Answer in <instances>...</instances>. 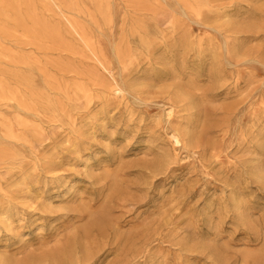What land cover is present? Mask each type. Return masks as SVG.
<instances>
[{
    "label": "rangeland",
    "instance_id": "rangeland-1",
    "mask_svg": "<svg viewBox=\"0 0 264 264\" xmlns=\"http://www.w3.org/2000/svg\"><path fill=\"white\" fill-rule=\"evenodd\" d=\"M15 1L21 24L0 2V259L73 242L84 264H264V0H104L105 17Z\"/></svg>",
    "mask_w": 264,
    "mask_h": 264
},
{
    "label": "bare ground",
    "instance_id": "bare-ground-1",
    "mask_svg": "<svg viewBox=\"0 0 264 264\" xmlns=\"http://www.w3.org/2000/svg\"><path fill=\"white\" fill-rule=\"evenodd\" d=\"M58 1H59V3H63V0H58ZM91 1L94 2L98 13L101 14L103 17H105L106 16L105 1L104 0H91ZM192 1L195 3V6H196L195 9H199V7L201 6V1L200 0H192ZM0 2L5 5V8H9L10 10L14 11V16L12 15L13 21L18 23V24H21L23 16H22V14H20L17 11V9L19 8L17 5V2L15 0H0ZM65 2L68 3V8L70 10L78 11V7L74 3L75 0H65ZM190 7H191V5H190ZM192 8H194V7L192 6L191 9ZM1 11H2V9L0 10V13H1ZM196 13H197L196 15H198V16L200 15L198 11ZM26 14L28 15L27 16L28 18L36 19V18H34V15H32L31 13L27 12ZM35 22H37V21L35 20ZM70 28L75 35L79 36L82 39L81 29L78 27L77 24L76 25L70 24ZM140 38H141V40H140L141 44H143V43L146 44L145 40L142 38V36H140ZM184 43L188 44L185 39H184L183 44ZM210 48L211 49L209 50L208 55L211 57L212 63L216 64V66H219L220 61H219L218 56H217L218 51H217L216 47H214V46H211ZM90 49L91 48H89V50ZM228 52H230L232 55L234 53L236 54L235 49L229 50ZM91 53L93 55H95L94 52H92V50H91ZM114 56L118 62L122 58V55L118 50L115 51ZM95 58H96L97 62L102 67H104L103 63L100 61V59L96 55H95ZM216 74H217L215 76L216 81L220 82L222 80V78L217 77V76H219L218 70L216 71ZM135 83H137V82L129 81L128 85H127V89H126L125 87H122V86H120V84L115 82L113 87H112V90L114 92H116L117 94H123V95L130 94L131 89H133V87H135ZM0 98H2V99L5 98L1 89H0ZM174 100L177 101L178 103L183 102V101H187L188 102L187 105H190V106L194 104V101L188 95V93H186L185 91H182V90L177 91L175 93ZM190 135H191V130L188 127H185L182 130H176L171 137L172 142L175 145L183 144L189 139ZM261 144L262 145L260 147L264 148V142ZM253 176H254L256 181L264 183V170L262 168H259V167L254 168ZM24 185H26V184L23 181L18 183V186H20V187L24 186ZM70 190H71V188L70 189L68 188L67 192L70 193ZM234 202H235L234 208L238 212L239 218H241V219L244 218L245 215L242 211V206H240L237 203L236 199L234 200ZM7 215H8V211H4L0 207V226L3 228H7L9 226L7 223V221H9V218L7 217ZM40 230H41L40 228H38V227L36 228L37 232H39ZM37 232H36V235H39V233H37ZM79 254H80V251H79L78 247L76 245H74L73 242L72 243L70 242L68 245L62 246L61 248L59 247V248H56L55 250H49V251L41 254L40 256L32 257V258H39V259H37L33 262H26L24 264H84L86 261L89 260L88 258H91L89 252L86 249H84V250L82 249L81 255H79ZM0 258H11V257H5V256H2L0 254ZM12 258H15V257H12ZM212 260L215 263H219V258H212ZM0 264H13V263H11L10 261H5V260L0 259ZM157 264H162V263L158 262Z\"/></svg>",
    "mask_w": 264,
    "mask_h": 264
}]
</instances>
